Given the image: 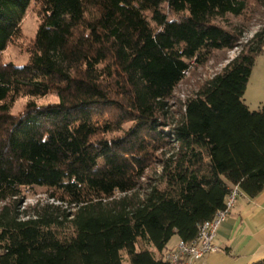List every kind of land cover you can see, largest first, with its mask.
<instances>
[{"label":"trees","instance_id":"16d2710c","mask_svg":"<svg viewBox=\"0 0 264 264\" xmlns=\"http://www.w3.org/2000/svg\"><path fill=\"white\" fill-rule=\"evenodd\" d=\"M252 1L0 0V57L31 6L41 22L25 65L0 60V264H171V240L195 241L235 187L264 191V106L244 101L264 21L178 116L169 104L239 47L245 28L217 22ZM37 188L58 205L22 210Z\"/></svg>","mask_w":264,"mask_h":264},{"label":"rangeland","instance_id":"374dc122","mask_svg":"<svg viewBox=\"0 0 264 264\" xmlns=\"http://www.w3.org/2000/svg\"><path fill=\"white\" fill-rule=\"evenodd\" d=\"M247 15L248 18L246 19L228 17L226 22H217V24L228 30H235L237 26H242L246 30L243 34V39L239 47L233 50L215 53L205 65H195L191 71L186 74L184 80L174 91L173 98L169 103L174 115L178 116L182 112L184 103L189 98L194 97L208 80L222 73L226 66L239 55L241 46L243 47V45L251 40L255 33L260 30L261 21H264V0L258 2L252 1ZM40 23L37 10L34 9V6H31L22 22V34L20 39L12 42V44L8 46L7 50L2 53L0 60L4 63L12 62L18 66L25 65L29 59L27 49L33 41ZM29 100L30 99L24 97L19 98L12 109V114L15 116L22 114ZM244 101L251 111L260 110L264 106V53L258 55L256 58L255 66L247 85ZM56 102H58L57 97L55 95H49L43 99H39L37 103L39 105H48ZM171 121L172 119L169 120V122ZM160 171V166L156 165L147 172V175L149 177H154L155 173ZM46 205L55 206L58 205V203L49 197L46 189L42 188H37L34 193L28 192L22 200V210H27L31 213ZM177 244L178 237L175 236L169 243L168 248H176Z\"/></svg>","mask_w":264,"mask_h":264},{"label":"crops","instance_id":"0c3cea01","mask_svg":"<svg viewBox=\"0 0 264 264\" xmlns=\"http://www.w3.org/2000/svg\"><path fill=\"white\" fill-rule=\"evenodd\" d=\"M218 244L219 253L197 264H252L264 259V191L255 198L240 194L218 233Z\"/></svg>","mask_w":264,"mask_h":264},{"label":"built area","instance_id":"2783aa9c","mask_svg":"<svg viewBox=\"0 0 264 264\" xmlns=\"http://www.w3.org/2000/svg\"><path fill=\"white\" fill-rule=\"evenodd\" d=\"M240 194V189L235 187L227 197L224 209L220 210L211 221L199 227L197 239L190 243L179 241L175 250L166 255V259L171 264H179L182 260L185 264H197L206 256L219 253L221 248L218 244V233L235 208Z\"/></svg>","mask_w":264,"mask_h":264}]
</instances>
